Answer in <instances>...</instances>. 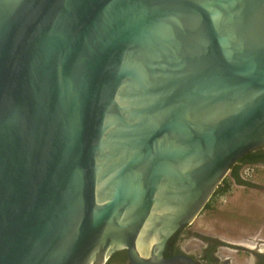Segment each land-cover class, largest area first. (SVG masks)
Returning a JSON list of instances; mask_svg holds the SVG:
<instances>
[{
    "label": "water",
    "instance_id": "water-1",
    "mask_svg": "<svg viewBox=\"0 0 264 264\" xmlns=\"http://www.w3.org/2000/svg\"><path fill=\"white\" fill-rule=\"evenodd\" d=\"M264 146V0H0V264L163 255Z\"/></svg>",
    "mask_w": 264,
    "mask_h": 264
},
{
    "label": "rangeland",
    "instance_id": "rangeland-1",
    "mask_svg": "<svg viewBox=\"0 0 264 264\" xmlns=\"http://www.w3.org/2000/svg\"><path fill=\"white\" fill-rule=\"evenodd\" d=\"M251 186L230 183L211 199L181 235V247L196 252L202 243L195 233L212 236L225 244L217 250L220 261L250 264L249 247L264 248V165L256 164Z\"/></svg>",
    "mask_w": 264,
    "mask_h": 264
},
{
    "label": "flooded vegetation",
    "instance_id": "flooded-vegetation-1",
    "mask_svg": "<svg viewBox=\"0 0 264 264\" xmlns=\"http://www.w3.org/2000/svg\"><path fill=\"white\" fill-rule=\"evenodd\" d=\"M256 149H259L260 151H257L255 149L252 150V151L259 152V153L260 152L264 153V146L262 148H256ZM255 154H257V153H255ZM255 154H254V156H255ZM256 161H257L256 164L264 165V156L258 157ZM256 164H243V165H241L240 170H239L240 176H241V170H242V168L245 165L255 166ZM187 226H183L181 228L182 232H180L181 234L178 236L176 244H175V246H176L175 254H178V253L187 254L191 258H193L194 260H196L197 262H199L201 264H207V263H211V264H228L227 261H223V262L220 261V259L216 255L218 248L219 247H223L225 243L223 241H220L218 238L216 239L215 237H212V236H203L202 234L194 232V235L192 237L197 238L202 243V246L200 248H198L195 253L191 252V251H185L181 247L180 240H182V238H183V237L181 238V235L183 233L191 232V231H186L185 230V228ZM185 234H189V233H185ZM249 248L250 249H247V251H248V253L250 255V264H264V248H257V247H249ZM163 252H164V250H163ZM114 264H130V263L127 262V256H126L125 250H120V257L118 258L117 262L114 263Z\"/></svg>",
    "mask_w": 264,
    "mask_h": 264
},
{
    "label": "trees",
    "instance_id": "trees-1",
    "mask_svg": "<svg viewBox=\"0 0 264 264\" xmlns=\"http://www.w3.org/2000/svg\"><path fill=\"white\" fill-rule=\"evenodd\" d=\"M262 148V147H259ZM257 151H260L259 149H255ZM257 153V154H255ZM255 154V156H254ZM264 156V153L262 152H254V151H249L247 154L243 155L240 159H238L236 162L232 163L230 166V171L229 173L224 177L220 185L216 188L214 191L213 195L209 199V201L205 204L204 208H207L211 205V199L215 197L217 194L221 193L224 191V189L230 184V183H236L238 185H247L251 186L253 185L249 180L243 179L240 176V167L243 164H256V160L258 157ZM182 229H178L168 240L163 252V255L165 257H169L176 252V241L178 236L181 234ZM120 257V251L114 252L109 259L107 260L106 264H114L117 262L118 258ZM211 264V263H207Z\"/></svg>",
    "mask_w": 264,
    "mask_h": 264
},
{
    "label": "built area",
    "instance_id": "built-area-1",
    "mask_svg": "<svg viewBox=\"0 0 264 264\" xmlns=\"http://www.w3.org/2000/svg\"><path fill=\"white\" fill-rule=\"evenodd\" d=\"M252 167V165H245L241 170V177L249 180L254 174Z\"/></svg>",
    "mask_w": 264,
    "mask_h": 264
}]
</instances>
